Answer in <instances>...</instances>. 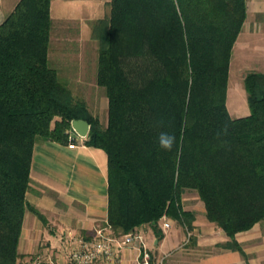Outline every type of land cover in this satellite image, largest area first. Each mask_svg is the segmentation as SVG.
I'll list each match as a JSON object with an SVG mask.
<instances>
[{
  "label": "trees",
  "instance_id": "trees-1",
  "mask_svg": "<svg viewBox=\"0 0 264 264\" xmlns=\"http://www.w3.org/2000/svg\"><path fill=\"white\" fill-rule=\"evenodd\" d=\"M51 1L19 0L0 24V264L28 259L17 252L26 210L45 223L25 197L34 144L69 143L74 119L90 126L84 145L107 157L102 227L159 234L168 217L191 230L181 199L192 191L227 236L221 247L246 259L236 235L264 221V73L243 79L249 115L226 107L246 0H109L91 26L105 127L50 66ZM162 134L175 137L171 150Z\"/></svg>",
  "mask_w": 264,
  "mask_h": 264
},
{
  "label": "crops",
  "instance_id": "crops-1",
  "mask_svg": "<svg viewBox=\"0 0 264 264\" xmlns=\"http://www.w3.org/2000/svg\"><path fill=\"white\" fill-rule=\"evenodd\" d=\"M18 2L19 0H0V24ZM98 3L94 2L93 5ZM251 7L253 9H250ZM251 12L264 13V2L261 0L247 5V17ZM97 19L94 18L92 21ZM255 35L252 25L247 23L246 19L233 46L229 66L230 71L233 62L235 63L236 75L241 74L242 81L247 73L241 72L245 66L246 51L254 46L252 36ZM257 52L260 54L259 59L255 61L253 58L250 64L246 63L248 73H264V50ZM229 109L227 102V110L231 117L247 116L237 115L236 112L232 114V110ZM70 134L74 135L71 131ZM83 141L75 139L74 148H69V143L60 144L52 141H38L34 144L25 197L28 204L44 216L45 223L26 210L17 247V252L22 258H30L43 246L50 245V241L57 242L59 237L63 238L65 245L68 232L90 236L106 221L107 157L103 150L86 146ZM186 202L188 203L187 199L183 197L181 199L183 210L195 211L194 208H190L192 205L186 207ZM200 211L202 216H197L192 222V229L189 230L191 237L188 241L185 228L168 217L161 219L159 234H156L149 225L141 227L145 244L153 252L156 260L162 259V264H264V233L260 228L254 226L250 231L236 235V241L246 255L244 259L239 252L221 247L228 241L227 236L204 218L203 209ZM165 221L170 223V229L166 232L162 230ZM121 264H135V252L125 249L122 252Z\"/></svg>",
  "mask_w": 264,
  "mask_h": 264
},
{
  "label": "rangeland",
  "instance_id": "rangeland-1",
  "mask_svg": "<svg viewBox=\"0 0 264 264\" xmlns=\"http://www.w3.org/2000/svg\"><path fill=\"white\" fill-rule=\"evenodd\" d=\"M98 1L99 0L52 1L50 6L52 29L49 62L50 66L66 81L74 98L83 100L91 115L97 117L100 124L105 127L107 122V99L104 90L97 87L95 83L98 46L97 42L91 37L92 19H102L106 17L107 1L101 0L100 3H98ZM257 1L260 2L261 0H246L249 6L251 3L254 4ZM94 2L98 4L93 5ZM262 2H264V0H262ZM252 7L250 9H253ZM246 19L247 23L249 22L252 25L253 33L256 34L252 36V43L254 46L247 49L245 55L246 59L244 61L245 66L241 69V72L248 73V71H246V63L250 64V61L258 60L260 54L257 51L264 50V48H261V46H264L261 45L264 44L262 43L264 42V13L255 14L251 12ZM254 42L256 44H254ZM255 49L257 51H255ZM234 64L233 62L228 75L226 107L228 102L229 110H232V114L236 112L235 114L237 115H248L249 109L243 81L240 77L241 74L236 75ZM242 107H244L246 113H244L245 111ZM232 116V118H236L234 115ZM183 197L188 201V203H185L186 207L187 205H192L190 208L195 209V211L192 212L187 211L193 213L194 220L197 216L201 217L202 211L200 210H204V208L197 194L192 191H187L182 195V198ZM203 216L205 218V212ZM177 223L180 224L179 222ZM255 226L260 228L261 232L264 233V221H261ZM46 246L51 249L52 254L55 256H59V254L63 253L65 250L64 240L61 237L58 238L57 242L50 241V245Z\"/></svg>",
  "mask_w": 264,
  "mask_h": 264
},
{
  "label": "built area",
  "instance_id": "built-area-1",
  "mask_svg": "<svg viewBox=\"0 0 264 264\" xmlns=\"http://www.w3.org/2000/svg\"><path fill=\"white\" fill-rule=\"evenodd\" d=\"M75 139H78L76 135L69 133V148L75 147ZM169 229L170 223L163 222L162 230L166 232ZM185 232L188 241L191 232L187 228ZM125 249L135 252V264H162V259L156 260L153 252L146 246L140 230L115 236L107 225L98 227L90 236L68 232L65 250L59 256L52 254L51 249L45 245L21 264H121Z\"/></svg>",
  "mask_w": 264,
  "mask_h": 264
},
{
  "label": "water",
  "instance_id": "water-1",
  "mask_svg": "<svg viewBox=\"0 0 264 264\" xmlns=\"http://www.w3.org/2000/svg\"><path fill=\"white\" fill-rule=\"evenodd\" d=\"M70 127L72 132L76 135L78 139H86L90 126L89 124L84 120H72L70 123Z\"/></svg>",
  "mask_w": 264,
  "mask_h": 264
},
{
  "label": "clouds",
  "instance_id": "clouds-1",
  "mask_svg": "<svg viewBox=\"0 0 264 264\" xmlns=\"http://www.w3.org/2000/svg\"><path fill=\"white\" fill-rule=\"evenodd\" d=\"M174 141H175L174 136H168L166 134H162L161 137L159 138L160 146L166 150H171Z\"/></svg>",
  "mask_w": 264,
  "mask_h": 264
}]
</instances>
